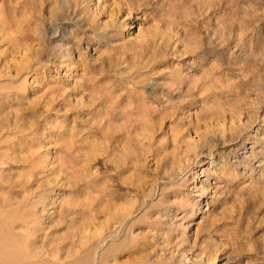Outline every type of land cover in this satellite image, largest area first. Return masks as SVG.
Returning <instances> with one entry per match:
<instances>
[{
    "label": "rangeland",
    "instance_id": "374dc122",
    "mask_svg": "<svg viewBox=\"0 0 264 264\" xmlns=\"http://www.w3.org/2000/svg\"><path fill=\"white\" fill-rule=\"evenodd\" d=\"M75 2L0 0V218L51 264H264V0Z\"/></svg>",
    "mask_w": 264,
    "mask_h": 264
},
{
    "label": "bare ground",
    "instance_id": "6f19581e",
    "mask_svg": "<svg viewBox=\"0 0 264 264\" xmlns=\"http://www.w3.org/2000/svg\"><path fill=\"white\" fill-rule=\"evenodd\" d=\"M75 7L76 9L79 8L78 0L74 3ZM36 216V213H23L0 218V264H51L48 261L39 259L37 251L39 245H36L39 228L33 222ZM19 220L27 222L26 225L23 223L26 227H19L16 224ZM29 223L31 224L29 225ZM119 223L122 225L123 220L120 219Z\"/></svg>",
    "mask_w": 264,
    "mask_h": 264
}]
</instances>
